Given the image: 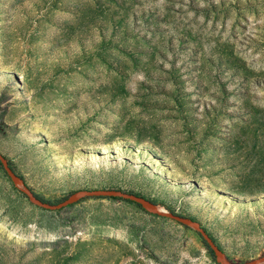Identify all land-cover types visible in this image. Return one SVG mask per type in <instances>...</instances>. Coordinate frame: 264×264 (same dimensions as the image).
<instances>
[{
  "label": "rangeland",
  "instance_id": "obj_1",
  "mask_svg": "<svg viewBox=\"0 0 264 264\" xmlns=\"http://www.w3.org/2000/svg\"><path fill=\"white\" fill-rule=\"evenodd\" d=\"M263 147L264 0H0V264H223L135 202L22 188L135 193L261 259Z\"/></svg>",
  "mask_w": 264,
  "mask_h": 264
},
{
  "label": "water",
  "instance_id": "obj_2",
  "mask_svg": "<svg viewBox=\"0 0 264 264\" xmlns=\"http://www.w3.org/2000/svg\"><path fill=\"white\" fill-rule=\"evenodd\" d=\"M0 161L3 163L4 168L9 175V177L12 179V181L15 184H18L20 181L19 176L14 171L12 166L10 165L9 161L0 153ZM22 191L28 195L37 205L51 210H59L64 209L66 207H69L70 205L75 204L81 196H92V197H115V198H122L125 200H129L132 202H135L149 211L158 214L160 216L170 218L172 220H175L185 226H192L198 230V232L202 235V237L205 239V241L208 243L212 251L214 252L215 257L223 262V264H258L262 261H264V257L258 260H251L244 263H232L227 259L220 246L216 243V241L207 233V231L203 228L201 223L199 221H196L190 217L178 214L176 212H169V211H160L156 209H150L149 207H155V204L151 203L149 199H147L144 196L130 193L123 191L121 189H92V190H83L80 192L73 193L70 195L65 201L58 203V204H49L41 199H39L35 193L30 192L29 190L22 188Z\"/></svg>",
  "mask_w": 264,
  "mask_h": 264
},
{
  "label": "bare ground",
  "instance_id": "obj_3",
  "mask_svg": "<svg viewBox=\"0 0 264 264\" xmlns=\"http://www.w3.org/2000/svg\"><path fill=\"white\" fill-rule=\"evenodd\" d=\"M263 150H264V147H263L262 151ZM257 171H259L258 175L261 176L262 178H264V154L263 153L259 157V160L257 161V163L255 165H253V167H252V172H257Z\"/></svg>",
  "mask_w": 264,
  "mask_h": 264
},
{
  "label": "trees",
  "instance_id": "obj_4",
  "mask_svg": "<svg viewBox=\"0 0 264 264\" xmlns=\"http://www.w3.org/2000/svg\"><path fill=\"white\" fill-rule=\"evenodd\" d=\"M35 195H36L39 199H41V200H43V201H46V199H45L42 195L37 194V193H35ZM110 198H115V197H110ZM150 202L153 203V204H156V201H154V200H150ZM203 241H204L205 245L207 246V248L209 249L210 253L215 257L214 252L212 251V249L210 248V246L208 245V243L205 241L204 238H203Z\"/></svg>",
  "mask_w": 264,
  "mask_h": 264
}]
</instances>
